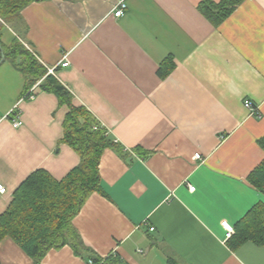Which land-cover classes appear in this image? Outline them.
Segmentation results:
<instances>
[{
    "label": "crops",
    "instance_id": "0c3cea01",
    "mask_svg": "<svg viewBox=\"0 0 264 264\" xmlns=\"http://www.w3.org/2000/svg\"><path fill=\"white\" fill-rule=\"evenodd\" d=\"M119 1L38 0L0 16L2 43L19 38L122 150L104 151L102 192L74 225L96 254L126 264H264V245L237 246L223 226L264 203L248 178L264 159V0H245L218 26L202 0H126L118 17ZM40 83L26 98L24 73L0 61V214L33 171L61 179L81 159L61 142L69 106ZM15 108L19 127L7 116ZM0 264L34 260L6 236ZM41 264L90 261L66 245Z\"/></svg>",
    "mask_w": 264,
    "mask_h": 264
},
{
    "label": "trees",
    "instance_id": "16d2710c",
    "mask_svg": "<svg viewBox=\"0 0 264 264\" xmlns=\"http://www.w3.org/2000/svg\"><path fill=\"white\" fill-rule=\"evenodd\" d=\"M38 0H0V16L16 18L21 9ZM245 0H202L199 10L215 25H220ZM11 61L26 77L25 92L41 80L42 90L57 95L69 111L63 123L61 142L69 144L80 155V162L63 178L54 177L46 169L33 171L14 191L8 208L0 214V241L10 236L41 264L52 249L66 245L92 261V264H126L120 259L96 254L84 241L73 220L94 192H102L100 161L107 148L122 151L107 130L85 107L72 102V94L35 55L16 38L6 46L0 39V61ZM264 149V137L259 139ZM249 180L264 193V159L250 172ZM229 242L239 246L247 240L264 245V203L251 207L235 227Z\"/></svg>",
    "mask_w": 264,
    "mask_h": 264
},
{
    "label": "built area",
    "instance_id": "2783aa9c",
    "mask_svg": "<svg viewBox=\"0 0 264 264\" xmlns=\"http://www.w3.org/2000/svg\"><path fill=\"white\" fill-rule=\"evenodd\" d=\"M127 8H128V4H127L126 0H120L118 2V4L115 6V8H114V13L118 17L122 16V15H124V13L127 10ZM68 65H69V61L68 60H65L62 63V66H68ZM49 70H50V72H53L54 68H50ZM35 96H36V93H35L34 88L29 90L25 94V97L29 98V99H33ZM244 104H245V106L248 109L253 110L256 114H259L257 109L256 110L254 109L255 106H254L253 101L251 99H249V98L245 99ZM7 116L11 119V121L13 122V125L15 127H19V126H21L23 124V121H22V118H21V113H20V111L17 108L12 109L11 111H9L7 113ZM196 157L200 158L201 157L200 153H196ZM190 189L191 190H195V186L190 185ZM7 192H8L7 186L0 180V195H3L5 193H7ZM223 226L227 230V233H228L229 237H231L235 233V228H234V226L231 223L224 222ZM90 264H92V261H90Z\"/></svg>",
    "mask_w": 264,
    "mask_h": 264
}]
</instances>
